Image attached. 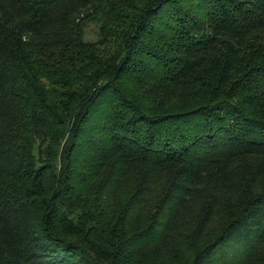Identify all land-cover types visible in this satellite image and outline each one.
<instances>
[{"label":"trees","instance_id":"obj_1","mask_svg":"<svg viewBox=\"0 0 264 264\" xmlns=\"http://www.w3.org/2000/svg\"><path fill=\"white\" fill-rule=\"evenodd\" d=\"M0 264H264V0H0Z\"/></svg>","mask_w":264,"mask_h":264}]
</instances>
